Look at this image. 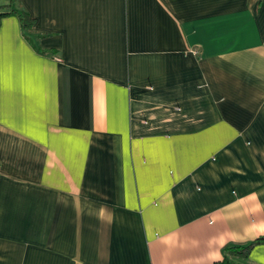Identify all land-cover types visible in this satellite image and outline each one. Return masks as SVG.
Segmentation results:
<instances>
[{"label": "crops", "instance_id": "obj_1", "mask_svg": "<svg viewBox=\"0 0 264 264\" xmlns=\"http://www.w3.org/2000/svg\"><path fill=\"white\" fill-rule=\"evenodd\" d=\"M10 7L0 264H223L264 236V0Z\"/></svg>", "mask_w": 264, "mask_h": 264}, {"label": "trees", "instance_id": "obj_2", "mask_svg": "<svg viewBox=\"0 0 264 264\" xmlns=\"http://www.w3.org/2000/svg\"><path fill=\"white\" fill-rule=\"evenodd\" d=\"M13 1H8V3L3 4V6H11V3ZM14 14L19 22L22 28H27L31 25V20L27 15V12L23 8H16V7H10L8 10L1 11L0 16L4 14ZM264 240V236H260L256 238L254 241H261ZM254 241H250L244 244H230L224 246L222 253L223 257L221 262L223 264H253L248 256V251L250 249L251 244L254 243Z\"/></svg>", "mask_w": 264, "mask_h": 264}, {"label": "rangeland", "instance_id": "obj_3", "mask_svg": "<svg viewBox=\"0 0 264 264\" xmlns=\"http://www.w3.org/2000/svg\"><path fill=\"white\" fill-rule=\"evenodd\" d=\"M7 0H0V3H2V2H6Z\"/></svg>", "mask_w": 264, "mask_h": 264}]
</instances>
